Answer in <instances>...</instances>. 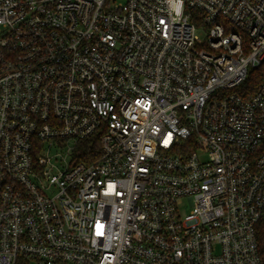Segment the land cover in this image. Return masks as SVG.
<instances>
[{"label":"built area","instance_id":"1","mask_svg":"<svg viewBox=\"0 0 264 264\" xmlns=\"http://www.w3.org/2000/svg\"><path fill=\"white\" fill-rule=\"evenodd\" d=\"M262 222L264 0H0V264H263Z\"/></svg>","mask_w":264,"mask_h":264},{"label":"trees","instance_id":"2","mask_svg":"<svg viewBox=\"0 0 264 264\" xmlns=\"http://www.w3.org/2000/svg\"><path fill=\"white\" fill-rule=\"evenodd\" d=\"M256 72L251 73L249 79L245 83V87L255 91L260 84V76L255 75ZM258 74V73H257ZM100 137L95 136L85 142H82L76 152L75 161L76 162H86L91 163L95 161L100 155ZM257 239L259 245V254L264 264V223H260L257 228Z\"/></svg>","mask_w":264,"mask_h":264}]
</instances>
